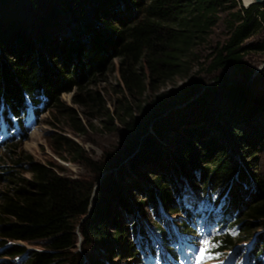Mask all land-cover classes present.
Instances as JSON below:
<instances>
[{
  "label": "trees",
  "instance_id": "16d2710c",
  "mask_svg": "<svg viewBox=\"0 0 264 264\" xmlns=\"http://www.w3.org/2000/svg\"><path fill=\"white\" fill-rule=\"evenodd\" d=\"M15 1L0 0V127L10 133L9 143L25 140L30 113L38 120L46 111L67 122L73 135H85L87 128L79 113L67 107L61 95L75 91L73 103L87 111V118L93 117V111L105 110L102 97L90 87L99 85L114 59L120 60L123 86L124 100H119L118 110L128 117L127 97L140 98L144 93L139 74L143 63L154 80L175 73L193 43L203 41L216 26L219 13L225 14L228 39L209 55L207 74L220 73L214 87L206 88L196 74L181 88L151 100L137 117L121 121L133 135L129 147L105 153L95 162L73 140L51 136L53 153L66 161L64 155L72 158L68 161H81L93 175L90 180L66 177L52 164L22 157L20 143L6 146L12 165L0 159L4 186L0 191V259L9 261L0 264H104L102 251L108 261L121 258L123 234L127 241L131 239L127 255L137 257L138 248H146L147 229L174 260L178 257L174 246L193 233L189 228L192 216L216 226L220 236L215 239L214 253L242 255L240 245L253 232L264 230V172L259 173L252 163L264 156V91H254V85L264 82V72L251 80L253 69L244 60L251 53L264 52V41L245 44L263 30L264 7L244 8L240 0H53L48 8L36 0H24L32 12L43 15L31 21L14 12ZM48 18L60 25L49 24ZM226 70L236 73L240 82L227 80ZM186 102H191L189 111H175L164 121H153ZM172 119L190 123L195 119L197 124L193 139H187L201 154L177 148L174 154L182 158V167L170 156L161 161V142ZM151 123L154 136L144 139ZM216 127L225 142L231 138L240 161L229 156L210 133ZM201 131L209 137H202ZM186 132L185 127L182 133ZM137 149L141 152L128 167L121 164ZM248 156L254 159L245 163L243 158ZM136 160L138 165L169 167L175 178L151 172L153 188L130 185L129 191L138 192L141 200L129 205L119 182L126 168H137ZM186 182L203 201L200 214L184 205L180 192ZM124 217L131 219L127 226L121 222ZM37 243L40 250L26 247ZM246 264H264V231L255 236Z\"/></svg>",
  "mask_w": 264,
  "mask_h": 264
},
{
  "label": "rangeland",
  "instance_id": "374dc122",
  "mask_svg": "<svg viewBox=\"0 0 264 264\" xmlns=\"http://www.w3.org/2000/svg\"><path fill=\"white\" fill-rule=\"evenodd\" d=\"M240 2L243 5L242 0H240ZM36 3L43 7L48 6V8L54 5L53 0H36ZM14 12L17 14L19 13L24 19L31 21L34 18L43 17V15L40 13L32 12L30 10V5L24 0L15 1ZM218 18L219 20L216 26L213 27L211 31L205 36L204 40H196L190 47L189 51L181 58L179 62V67L175 73L167 76L162 80H154L146 64L143 63L141 65L139 74L141 76L142 83L144 86V93L140 98L127 97L130 100V104L128 105V117L122 115V112H119L118 110L120 106L119 100H124L122 99L123 86L120 78V60L114 59L113 61H111L107 70L100 78L99 85L90 87V89L95 92H98L99 95L102 97L105 110H101L99 113L98 111H93L92 113H90L93 115V117L87 118V111L85 112L82 108L74 105L73 103L75 91L61 95V99L65 103V105L69 108L76 110L79 113V117L87 128V133L85 135H73L69 129L68 123L61 119H55L50 111L42 113L38 120H35L30 113L27 118V126L29 127V133L26 135L25 140L13 141L8 144H2V136H0V159H3L6 162L5 164L7 166H11L12 161H10L9 154H7L6 152V146L10 144L20 143L19 153L22 157L30 156L36 162H40L45 165L52 164L62 171V175L72 179H92V173L81 161H68L72 158L64 155V158L68 159L66 161L65 159L59 158L53 153L51 136L59 134L65 138L73 140L77 144V146L83 151L84 155H86L92 161L99 162L103 158V155L105 153H111L121 146L129 147L132 144L131 142L133 135L130 131H128V128H126L124 125H121V121L126 120L127 122L130 116L137 117L142 108L147 107L151 100H153L157 96L174 92L175 90L181 88V86H183L187 81H189L191 77L196 74H198V76L202 78L206 88L212 86L214 87L216 85L215 77L218 76L220 73L207 74L206 68L211 61V58L209 59V55L214 54L216 50H219L228 39V32L224 24L225 14L219 13ZM46 21L53 26L59 23L58 20L50 18H48ZM51 29L53 31L56 28ZM259 41H264V28L258 34L254 35L249 40H247L245 44L252 45ZM244 60L246 61L247 65L253 69V75L251 80H253L256 76L264 72V52L251 53L250 55L246 56ZM223 72L225 73L227 80H229L230 82H240V79L232 70H226ZM254 91L256 93L258 91L257 94L262 93V91H264V82H262L261 84L254 85ZM199 97L200 96L198 95L196 98L191 99L190 101L194 102ZM205 101H207V99H205ZM190 103H182L173 108V110H169L166 113L160 115V117L155 118L153 121L156 122L157 120V122H160L163 119L165 120L175 111H183V109L189 111L187 110V108L190 106ZM207 103L210 104V101H207ZM211 110L213 111V109ZM212 111L211 113H214V111ZM180 114L183 113L181 112ZM122 116L123 118H121ZM211 116H209V118H211ZM174 120L175 119L171 120L172 123L167 129V137L163 142H161L163 153L161 161L164 160V157L170 156L172 157V159H174V162L176 164L182 167V158H177L174 154V151L177 148H182L186 151L196 152L198 155L201 154L197 150V145H193V143H190L187 139L192 138L191 136L194 137L192 129H195L197 124L195 122V119H192L191 123L187 122L188 120L184 121V119H180L179 122L178 120H175L174 122ZM153 126L154 123H151V128L148 129L144 139L154 136L152 130ZM185 127L187 130V135L182 133ZM250 128L253 129L252 127ZM219 130L220 129L216 127L210 130V133L215 135L218 142L221 144V146L229 156H235L237 157L238 161H240L241 154L236 149V146L232 144V142H229L231 138L230 140L226 139L225 142L223 138H220V136L222 137L224 135L221 133L222 131H220L219 133ZM201 133H203V131H201ZM202 137L209 136L203 133ZM166 140L169 142L167 143L169 144V147H166ZM172 143L174 144L172 145ZM138 149L135 150L133 154L129 155L128 158L126 157V159L121 164L128 167L130 161L135 160L136 157L139 156L141 151H139ZM167 149H169L170 151L167 152ZM243 159L245 163H249L253 161L254 157L248 156ZM256 162L258 164H256ZM256 162H252L255 163L253 167L258 166L256 167V169L259 173L262 174V172H264V156H260L258 161L256 160ZM138 163H140V161L136 160L134 164L137 165V168H135L134 171H131V169L126 168L123 177L119 182L120 190L122 194H124L125 200L128 202L129 205H132L131 201L137 203L139 200H141L140 194L138 192L129 191L128 188L132 189L130 185L137 184L153 188L151 176H153L154 172L156 174H158L157 172L164 174L165 177L169 176L170 179L175 178V174L170 173L171 168L169 167H167L165 170H162L158 168L157 165L159 164L156 163L140 164L142 166L138 165ZM147 167L151 170L145 172L144 170H146L145 168ZM253 167L251 166L249 169L252 171H256V169L254 170ZM112 171L116 172L117 169ZM109 173L111 172L109 171ZM136 175L138 177H136ZM25 176L27 178L31 177L29 174H26ZM187 185L190 186V184L186 182L185 186L187 187ZM3 187L4 186L0 184V191L4 189ZM186 187L180 192L185 207L189 209H194V212L196 213L200 212L202 205L201 200L197 197V195H195ZM185 189H187L186 192ZM180 220H183V217H178V221ZM121 222L123 223V226H127L131 223V219L128 217H124L123 219H121ZM189 228L193 230V233L190 235L189 239L186 238L181 240L182 252L181 257L179 258V264H201V248L206 249V252L204 254L205 258L202 261V264H243L246 255L245 253L248 250V246H250V241L257 234L264 231L262 229H258L257 231L253 232V234L250 236V240L240 245V247L244 248L243 254L241 256L238 254H234V252H225L223 254H216L213 252L216 248L215 239L220 235L217 231L216 226L213 223L207 224L204 218L192 216ZM146 233H148V236L146 237L148 241L145 243L146 248L141 249L138 252L137 257L129 258V255H127L126 251L129 242H131V239L130 241H127L129 239H127L123 234L119 245L121 251V258H116L113 261H108V255H106L104 251H102L103 256H100V258L102 259V261H104V264H157V261H159V264H169V261L166 257V253L162 248V244L150 230L147 229ZM231 234L234 238H236V233L234 231H232ZM38 245L40 244L37 243L33 245H26V247L28 248V250H40L39 248L41 247ZM81 245L82 240L80 238L77 244L78 249L81 248ZM149 246L151 247L152 253L147 250ZM179 249L180 247L176 248L177 251H179ZM150 255H152L153 257H149ZM0 261L8 262L9 259L3 258L0 259Z\"/></svg>",
  "mask_w": 264,
  "mask_h": 264
},
{
  "label": "water",
  "instance_id": "95a60500",
  "mask_svg": "<svg viewBox=\"0 0 264 264\" xmlns=\"http://www.w3.org/2000/svg\"><path fill=\"white\" fill-rule=\"evenodd\" d=\"M243 2V1H242ZM250 5H256V6H263L264 7V0H252L251 2H249L248 4H244L243 3V7L244 8H248ZM255 240V237L253 239V241Z\"/></svg>",
  "mask_w": 264,
  "mask_h": 264
},
{
  "label": "snow or ice",
  "instance_id": "6c2138e0",
  "mask_svg": "<svg viewBox=\"0 0 264 264\" xmlns=\"http://www.w3.org/2000/svg\"><path fill=\"white\" fill-rule=\"evenodd\" d=\"M205 243H207V242H205ZM205 252H206V249L205 248H201L200 249V256H201V264H202V261L204 260V258H205ZM157 264H159V261H157Z\"/></svg>",
  "mask_w": 264,
  "mask_h": 264
},
{
  "label": "bare ground",
  "instance_id": "6f19581e",
  "mask_svg": "<svg viewBox=\"0 0 264 264\" xmlns=\"http://www.w3.org/2000/svg\"><path fill=\"white\" fill-rule=\"evenodd\" d=\"M244 4H248L249 2H251L252 0H242Z\"/></svg>",
  "mask_w": 264,
  "mask_h": 264
}]
</instances>
